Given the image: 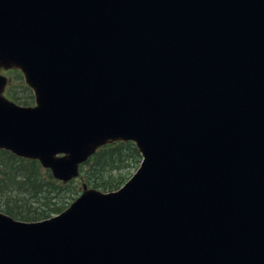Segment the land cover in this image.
Masks as SVG:
<instances>
[{
    "label": "water",
    "instance_id": "water-1",
    "mask_svg": "<svg viewBox=\"0 0 264 264\" xmlns=\"http://www.w3.org/2000/svg\"><path fill=\"white\" fill-rule=\"evenodd\" d=\"M0 65L37 104L0 96L1 148L65 181L109 141L144 157L50 218L0 212V264H264V0H0Z\"/></svg>",
    "mask_w": 264,
    "mask_h": 264
},
{
    "label": "trees",
    "instance_id": "trees-1",
    "mask_svg": "<svg viewBox=\"0 0 264 264\" xmlns=\"http://www.w3.org/2000/svg\"><path fill=\"white\" fill-rule=\"evenodd\" d=\"M129 156L138 161L139 153L133 143H116L100 149L87 163V169L83 170L84 174H87L85 181L88 183L95 182L96 175L100 172L101 168L112 163H117L121 160H130ZM91 167L92 174L88 175V170ZM42 170L43 168L41 164L36 160L19 158L6 150H0V187L5 188L7 192H12L15 196H21L24 199L33 198V201L39 203L40 208H42L39 211L37 208L27 212L16 209L15 211L19 213L14 214L9 210L7 204H3L8 207V209H6L8 213L22 219L34 220L46 218L63 209V205L56 204L57 202L53 205L48 202L47 194L55 191V189L50 186V183L52 182L50 180V174L48 172L47 174H43ZM52 183L55 184L54 181ZM55 185L58 186L59 191L65 190L69 187V185H61V182H56ZM117 186H119V184ZM117 186L111 184L103 185V187L108 190ZM42 198L44 201L40 202ZM41 204L43 207H41Z\"/></svg>",
    "mask_w": 264,
    "mask_h": 264
},
{
    "label": "rangeland",
    "instance_id": "rangeland-1",
    "mask_svg": "<svg viewBox=\"0 0 264 264\" xmlns=\"http://www.w3.org/2000/svg\"><path fill=\"white\" fill-rule=\"evenodd\" d=\"M4 73L10 78L9 84L15 85L16 87L12 86L10 91L15 96L14 101L18 103H28V105H33L35 102L33 91L30 87L25 84L24 78L22 74H14L13 72L10 74L3 70ZM13 82V83H12ZM3 93V92H2ZM130 158V156H129ZM111 163V162H108ZM140 163V160L137 161L134 158H130V160L126 161H119L117 163H112L106 165L105 167L101 168L100 172L96 175V180L93 183L86 184L82 182L80 175H78L74 182L71 181L69 187L65 190H60L58 186H56V181L54 183H50V186L55 189V191L50 192L47 194L48 202L53 205L55 202L56 204L63 205V208L69 205V203L76 198L81 192L85 191L88 188H98L103 190L104 184H111L117 186L127 177H130L136 170ZM86 168V167H85ZM47 172L53 177L51 171L48 169H43L42 173L47 174ZM92 174V167L88 170V175ZM55 179V178H54ZM58 188V191H57ZM66 193V194H65ZM65 194V195H64ZM44 199L42 198L40 202H43ZM3 204H7L9 210H11L14 214H18L19 212L15 211L16 209L22 211H30L35 210L38 208V211L41 210L40 204L35 203L33 198L24 199L21 196H15L12 192H7V190L3 187H0V209L5 211L8 207L4 206ZM31 207V209H30ZM41 207L43 205L41 204Z\"/></svg>",
    "mask_w": 264,
    "mask_h": 264
},
{
    "label": "bare ground",
    "instance_id": "bare-ground-1",
    "mask_svg": "<svg viewBox=\"0 0 264 264\" xmlns=\"http://www.w3.org/2000/svg\"><path fill=\"white\" fill-rule=\"evenodd\" d=\"M65 194H66V193H65ZM65 194H64V195H65Z\"/></svg>",
    "mask_w": 264,
    "mask_h": 264
}]
</instances>
